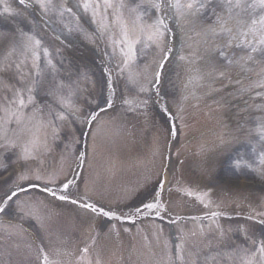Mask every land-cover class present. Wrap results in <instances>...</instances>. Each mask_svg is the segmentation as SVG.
I'll return each instance as SVG.
<instances>
[{
    "label": "snow or ice",
    "instance_id": "obj_1",
    "mask_svg": "<svg viewBox=\"0 0 264 264\" xmlns=\"http://www.w3.org/2000/svg\"><path fill=\"white\" fill-rule=\"evenodd\" d=\"M32 3L42 17L49 14L63 17L65 13H73V7L90 14L91 23L97 25L100 37L107 34L108 46L112 49L110 55L115 56L119 52V74L124 76L127 73L126 82L138 86L139 92L155 90L157 99H162L160 86L165 65L175 60L189 65L185 87L199 84L204 79L201 68L192 67L199 62L206 64L208 76L216 73V79L225 76L224 71L220 70L221 65L237 67L241 73L252 71L248 67L249 63L264 66V0H131L130 3L125 0H76L72 6H69L68 0H59V3L57 0H32ZM19 4L29 7L26 0H19ZM4 12L10 13V9L6 7ZM197 18L206 21L209 27L203 30V52L199 55L191 53L195 57L193 60L183 54V48L177 50L171 40L175 39L177 28L183 31L185 25H194ZM111 28L117 29L119 39L109 34ZM148 48H154L158 57L153 60L155 67L146 65L143 70L132 72L131 66ZM59 72L52 53L35 31L19 30L13 35L0 33V147H19L17 159L21 162V170L15 173L16 178L11 184L0 181V215L6 214L10 204H14L22 219L27 217L37 220L42 227L45 222L41 214L42 202L20 200L21 192L27 193L38 187L33 181L42 182L40 190L55 199L79 204L104 217L112 218L115 215L111 210L105 211L103 207L89 203L86 193L81 196L70 190L77 186L76 180L82 178L79 173L72 179L65 176L56 185L58 174L49 173L44 176L28 166L29 161L37 160L38 154L51 152L49 140L54 142L59 139L61 130L69 123V117L72 123L91 129L101 113L106 112L114 103L112 97L116 90L112 87L111 73L108 74L107 82L109 94L103 105L98 103L95 109L84 110L72 100L81 89L78 85L74 87L59 79ZM256 75L262 78L253 81L249 90L264 89V67ZM140 77L151 89L140 83ZM236 82L240 83L239 80ZM256 95L260 96L261 93L257 92ZM41 96L45 98L44 102L38 100ZM123 102L129 103L127 99ZM147 103L148 100L143 101V104ZM162 111L168 112V108L162 106ZM256 131L259 138L264 140V120L257 124ZM10 132L20 141L19 145L9 140ZM171 134L175 135V132L171 131ZM81 135L91 133L82 132ZM73 142L79 143L75 139ZM76 159V167L79 169L86 164L87 153L78 154ZM260 163L264 165V152L260 154ZM246 166L251 167L250 164ZM0 167L7 171V165ZM166 181L165 175L158 185L161 193ZM50 185H56V188ZM161 193L153 197V202L136 207L133 214L139 216L144 210L151 213L161 208ZM187 194L192 195L191 192ZM156 215L160 213L157 211ZM217 215L220 213H212L214 217ZM259 215L264 216V213ZM259 223L264 224V219ZM0 231L21 235L25 230L19 225L0 223ZM192 235L195 236V233ZM251 244L253 248L244 264H256L257 253L259 264H264V240H252ZM61 245H64V241L59 236L56 241L49 240L47 243L41 238L36 244L35 255L29 257L26 264H104L99 253L95 259L90 258V247L87 244L76 250ZM172 264H187L183 247H180L176 261Z\"/></svg>",
    "mask_w": 264,
    "mask_h": 264
},
{
    "label": "rangeland",
    "instance_id": "obj_2",
    "mask_svg": "<svg viewBox=\"0 0 264 264\" xmlns=\"http://www.w3.org/2000/svg\"><path fill=\"white\" fill-rule=\"evenodd\" d=\"M75 2L76 0H68L69 6H72ZM125 2L130 3L131 0H125ZM57 3H59V0H57ZM26 4H29V7L26 8L25 6L20 5L19 0H3V5L14 10L16 13V22L20 27V29L18 27L17 29L26 31L32 30L42 37L44 46L52 53L53 61L57 64V67L60 70L68 65H79L83 67H92L97 71L96 67L89 64L104 63L109 64L110 66L113 65L104 61L106 59H114L115 57L110 55L112 49L108 46L107 34L103 38L100 37L97 32V26L95 25L96 27L93 28L90 14H85L82 10L73 7V13H65L63 17L58 14H49L42 17L37 7L32 3V0H26ZM76 17H80V19L78 20ZM207 26L209 25L206 21H201L197 18V22L194 25H185L183 31L177 28L175 39L171 40V43L175 44L177 50L183 48V54L191 58V53H195L199 48V41L196 39V36L198 35L197 33H200L201 35L204 28ZM2 30L3 29H0V31ZM109 34H113L115 39H119V33L116 28H111ZM93 37L97 38L96 42ZM53 52H55V54H53ZM154 58H158L154 48H148L145 50L144 55L141 56L132 66L138 68L140 71L143 70L146 65H152V67H155L153 64ZM192 58L195 57L193 56ZM257 65L251 63L248 65V67L255 72V75L256 73L261 72V67H264L262 65ZM219 67L224 73L229 71V74H238L243 78L241 84L244 83L245 87L237 89V93L232 94L230 97L231 102L229 103V108L227 106L219 105L209 106V109L218 110V114L223 113L228 127L231 129V131L228 132L231 134H227L226 139L220 141L222 130L220 131V129L217 128L215 133L211 134L210 139L204 136L202 141L207 143L203 148L205 159L193 157L190 160H185L184 155L181 152L178 153L179 148L185 141V137H188L190 132L185 134L184 131L181 130L178 120L180 113H176V110L174 109L176 102L180 99L177 88L179 85L181 86L183 79L181 66L176 62L165 65L164 76L162 77L160 86V97H162L165 102L163 103L164 106L168 108V112H166L168 117L165 118L163 115L156 116V114L152 113L149 108L146 110V113L151 122H153L152 125L159 129L158 132L160 134H166L171 131L175 132V135H172L173 140L171 142V145L173 144L171 151L175 157L174 165L172 166L173 171L170 175L172 177H177V172L180 171L181 176L186 180L191 177L196 178L198 184H204V186L208 187V190H211L210 197L212 199L216 194L220 195L222 191L229 192L231 196L230 199L233 200L230 210L242 212L246 209V206L259 207L258 203L260 202H263L264 205V165L260 163V154L264 152V140L259 138V134L256 131L257 124L261 120H264V89L251 88V90H249L252 82L260 80L262 78L261 76L256 75L253 80L247 77L249 72L241 73L237 67L227 65H221ZM65 71L68 75L67 84L74 86L75 75L73 71L69 70L67 67ZM223 78L226 77L224 76ZM232 78L234 77H231L229 80L228 90L231 89L233 82ZM140 83L146 84L142 77H140ZM99 84L98 97H96V100L97 103L102 105L104 94L103 83L101 80ZM215 84L218 87L226 86V83L221 81V79H218L213 85ZM257 92H260L261 95L257 96ZM138 96L140 104L147 107L143 104V101L147 100L144 92H140ZM44 99L43 96L38 98L40 102H44ZM162 99L159 100L162 101ZM213 112L215 113L216 111L214 110ZM160 117L164 119L163 122H161L162 120ZM188 129V131H190L191 126H189ZM33 131H35V129H33ZM84 131L85 130L81 125L72 123L71 117H69V123L61 130L59 139L54 142L51 139L49 140L52 149L51 152L42 154L44 155L43 157L48 155L54 157V154L59 155L63 151V154L68 158L67 162L63 160L57 166L54 164H48L46 171L41 170V167L38 164H35L34 161H29L28 166L32 169L38 170L44 176H47L49 173L58 174L56 171L60 169L62 164L70 169L79 154L78 150L83 153L82 149L79 148V144L80 135ZM89 132L93 135L96 133L95 125L93 128L89 129ZM191 134L194 136L195 132H191ZM203 135L204 134H202V136ZM74 139L78 140L79 143H74ZM9 140L15 141L17 145L20 143V141L10 133ZM196 144H198V142L193 140L192 145L190 146L193 149H196ZM18 153L19 147H0V166L9 164L10 166H15L16 169L20 171L21 162L17 159ZM38 155L40 156V154ZM12 161L14 163H12ZM237 162H239V166H237ZM249 164L251 167L246 166ZM76 165L77 164H75L73 171V174L75 175L78 172ZM2 170L3 167H0V173ZM161 172L162 169L157 168L155 174L161 175ZM63 173L64 175L60 176L56 181V185L61 183L67 171L65 170ZM222 174L228 178H222ZM103 175H105V173H103ZM82 176L83 179L86 180L85 177L87 176V170H85ZM96 179L98 180V178ZM235 179H250L258 184V186L254 190H250V188L241 189V187L237 185V182L233 183L232 180ZM80 180L81 178L77 179V186L72 187L70 190H73V193H79L81 196H84L86 193V198H94L92 197L93 192L88 189L85 183L80 182ZM156 180L157 178H155V181ZM33 183L36 184L35 182ZM56 185L50 186L56 188ZM155 185L156 183L154 186ZM154 186L151 187V185L144 182V186H140L131 196L132 199L128 202H123L124 208H129L132 205L137 206L142 200L151 197L154 194ZM20 200L39 201L40 197L35 191H32L30 195L21 196ZM169 206H172V204ZM232 207L234 208L232 209ZM41 211L45 217L42 229L39 227L37 220L27 217L22 219L14 204L9 206L6 214L0 215V223L5 225L19 224L22 228L27 229L31 239L35 241H31L29 236H25L24 234L20 235L23 238L17 235H9V238H5V241L0 243V264H23V261H26L29 257L35 255L36 244L40 242L41 238L47 243L49 240L56 241L59 236L60 239L65 242L67 240L66 235H72L73 231L76 229L73 226L71 218H64L58 213L53 214L51 212L50 214H46L43 210ZM257 211H263V209L258 208ZM166 214L168 216L169 214H172V209L170 207L167 208ZM251 215L253 218L259 219L257 212L255 215L253 213H251ZM148 223L149 222L138 223L136 229L131 226H124L123 231L128 232V230H130L129 232L132 233L131 235L128 232L131 239L122 241L124 243H119V249L116 253L108 248L102 257L104 264H152L151 260H153L154 255L152 251L154 249L158 254L161 252L165 253V251L174 252L176 245L168 240V235H166V241H161L159 243L156 242L153 233L149 232L150 227L148 226ZM157 223V221L152 222L154 226ZM0 233L5 234L7 232L0 231ZM11 237L14 239H11ZM248 240V244L243 242V245H241L242 241L240 239L229 244V253H226V256H221V254L216 256L217 261L214 258L211 260V264H244L242 255L245 251L251 252L253 248L251 241L255 240L259 242L264 240V224L261 225L259 230L257 224L250 226ZM114 244L117 246V243ZM126 244L130 245L124 249ZM61 246H66L70 249V243ZM196 246L201 248L205 247L201 242ZM187 248L189 251V253H187V258L188 260L193 261V254L190 253L193 252V248L191 249V246L190 248ZM210 249L211 248L209 247L208 250L210 251ZM89 256L92 259L96 258L94 253H89ZM259 260L260 259L256 260V264H259ZM159 264H162V262Z\"/></svg>",
    "mask_w": 264,
    "mask_h": 264
}]
</instances>
